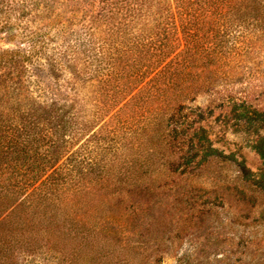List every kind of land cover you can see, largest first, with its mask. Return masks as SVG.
<instances>
[{
	"label": "trees",
	"instance_id": "1",
	"mask_svg": "<svg viewBox=\"0 0 264 264\" xmlns=\"http://www.w3.org/2000/svg\"><path fill=\"white\" fill-rule=\"evenodd\" d=\"M0 40V229L23 217L29 247L99 264L114 209L136 213L138 188L207 163L210 120L243 122L264 161V110L193 105L244 79L264 49V0H0Z\"/></svg>",
	"mask_w": 264,
	"mask_h": 264
},
{
	"label": "rangeland",
	"instance_id": "2",
	"mask_svg": "<svg viewBox=\"0 0 264 264\" xmlns=\"http://www.w3.org/2000/svg\"><path fill=\"white\" fill-rule=\"evenodd\" d=\"M83 6L70 5V9L77 13ZM66 25L70 27V21ZM8 46L0 40V47ZM253 61L240 83L202 93L193 105L210 107L217 115L218 105L227 112L226 100L234 96L264 110V49ZM208 123L212 149L207 163L188 173L166 171L164 187L154 185L145 193L138 188L129 195L136 213L123 216L114 209L118 225L100 237V242H107L100 245L99 264H264V161L251 149L254 136L244 130L243 122L234 125L230 117ZM262 127L264 136V121ZM22 221L13 213L5 217L2 227L9 229L1 227L0 235L10 244L0 251V264H81L65 248L27 246L22 239L32 237L34 231L14 227ZM127 252L135 259L125 263Z\"/></svg>",
	"mask_w": 264,
	"mask_h": 264
}]
</instances>
